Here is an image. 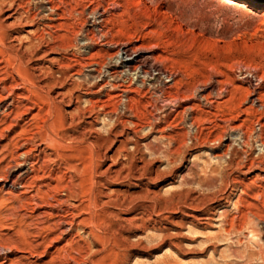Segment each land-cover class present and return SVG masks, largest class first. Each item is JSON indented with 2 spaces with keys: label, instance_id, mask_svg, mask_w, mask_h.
<instances>
[{
  "label": "rangeland",
  "instance_id": "374dc122",
  "mask_svg": "<svg viewBox=\"0 0 264 264\" xmlns=\"http://www.w3.org/2000/svg\"><path fill=\"white\" fill-rule=\"evenodd\" d=\"M121 44L174 81L112 83ZM244 75L264 84V0H0V178L23 186L0 182V264H264Z\"/></svg>",
  "mask_w": 264,
  "mask_h": 264
},
{
  "label": "bare ground",
  "instance_id": "6f19581e",
  "mask_svg": "<svg viewBox=\"0 0 264 264\" xmlns=\"http://www.w3.org/2000/svg\"><path fill=\"white\" fill-rule=\"evenodd\" d=\"M49 2V0H48ZM110 5V4H109ZM52 8V7H51ZM49 9L51 11V13L53 14L54 10L56 9ZM54 8V7H53ZM56 8V7H55ZM100 8V7H99ZM48 10V11H49ZM99 11V10H98ZM92 13V12H91ZM95 14V13H94ZM99 15V14H97ZM106 15H107V12L106 11H102L101 14L99 15V17L97 18L98 19V23L97 21H95L97 24H95L94 22L91 23L90 25V28H94V27H97L98 28V31L99 33H101V38L105 39L106 37L104 36V24L106 22ZM55 16V15H54ZM96 17V16H95ZM93 18V17H92ZM96 19V20H97ZM95 29V28H94ZM97 31V30H96ZM87 32V31H86ZM95 32V31H94ZM89 33V32H88ZM98 33V34H99ZM34 36V35H33ZM87 47V46H86ZM105 47V46H104ZM117 48V54H116V62L114 63V66H113V70H112V73L110 71V79H111V82L112 83H117L118 81H120V78H122L121 76H123V78H129L130 77V80L132 81V78L133 76L136 77V79H139L141 76L143 77V80H142V85H146L147 83L150 84V86L153 88L155 87L156 88V85L157 84H161L162 85V77H166V79H169L171 80L172 82L174 81L173 78H174V75L173 73H171L170 71L162 68V66H160V64H157L155 59L152 57V56H149L147 54V51L144 50V49H141V48H137V47H133L131 46L130 44H121V45H117L116 46ZM9 50V49H8ZM9 52H13V51H9ZM52 53V52H51ZM11 54V53H10ZM21 60V58H20ZM95 65V64H94ZM98 67V65H97ZM111 67V66H110ZM99 68V67H98ZM104 68V67H103ZM100 71V70H99ZM93 72H95L96 74L94 75H97L98 72L96 70H93ZM243 73V72H242ZM246 74V72H244ZM101 74V71L100 73ZM109 75V74H108ZM132 75V76H131ZM247 75V74H246ZM244 75L243 76V79H246L248 80V84H249V95H248V103L251 105L250 107V110L254 108L255 105H258L260 108H263V98H262V94H261V89L263 87V80L262 78L255 81L253 83L252 81V77L251 79L247 78V76ZM251 75V74H250ZM107 76V75H106ZM246 76V77H245ZM99 78V76H97ZM249 77V76H248ZM241 78H242V74H241ZM256 79V78H255ZM127 80V79H126ZM125 80V81H126ZM128 82V81H127ZM130 82V81H129ZM109 83V82H108ZM165 83V82H164ZM165 85L164 87L166 89H169V87L166 86V83L163 84ZM174 85V84H173ZM35 86V85H34ZM110 89H113V90H117L119 89L120 87L122 88L123 85H118V86H114V85H107ZM158 86V85H157ZM218 86V84H217ZM216 86V87H217ZM119 87V88H118ZM198 87V86H197ZM226 87V86H225ZM151 88V89H152ZM203 88L204 90H206L205 86L204 87H201ZM224 88V87H223ZM45 89V88H44ZM213 89V87L211 88ZM43 90V88H42ZM216 89H214L215 91ZM122 92H126L124 90H121ZM212 91V90H211ZM218 92V90H216ZM165 91L163 90V92L161 93L163 96L165 94V98H166V92L164 93ZM212 93V92H211ZM227 90L226 88L225 89H222L221 91H219V95H217L218 97H220V95H227ZM209 95V96H208ZM207 96H200V98L208 103V105L211 107L213 106L214 104V101L212 102V100L209 101V97H210V94H208ZM214 95H215V92H214ZM225 97V96H224ZM213 98V96H212ZM221 98V97H220ZM219 98V99H220ZM168 99V100H167ZM166 99V101H169V97ZM217 99V98H216ZM173 101V100H171ZM170 102V101H169ZM174 102V101H173ZM12 103V102H11ZM51 104V102H50ZM11 107V104L9 105ZM253 106V108H252ZM256 106V107H258ZM6 108V107H5ZM258 110V109H257ZM256 110V111H257ZM50 112V110H49ZM94 114V113H93ZM91 115V114H90ZM49 124V123H48ZM194 123H191L190 126H191V129H194L195 126L193 125ZM47 128V127H46ZM197 130V129H196ZM241 135V134H240ZM245 135V134H243ZM263 135V134H262ZM246 137V136H244ZM36 138V137H35ZM242 138V137H241ZM247 138V137H246ZM250 137H248L249 139ZM260 138V137H259ZM32 139V138H31ZM231 139V138H230ZM240 139L239 135H237L235 138L232 137V141L234 142H237L238 140ZM33 140V139H32ZM35 140V139H34ZM247 140V139H246ZM261 139H259L258 141H260ZM233 142V144H234ZM257 143V142H256ZM252 145V144H251ZM242 146V145H241ZM244 146V145H243ZM260 146L262 147V149L264 148V144L262 142H260ZM251 147V146H250ZM253 147V146H252ZM233 148V147H232ZM234 150V149H233ZM252 150V149H251ZM42 151V150H41ZM247 152V151H246ZM242 152L243 154V159H244V162L245 163H248L247 165L251 168H254L255 165H256V161L254 159H249L250 156V151L247 152ZM58 153V152H57ZM232 153V152H231ZM236 153V152H235ZM28 156V155H27ZM56 156V155H55ZM261 158L259 159H263L264 158V154H261V156H259ZM230 159V157H229ZM48 161V160H47ZM261 163V161H260ZM264 163V162H263ZM262 163V166L264 165ZM244 164V163H243ZM256 168V167H255ZM245 169V168H244ZM248 169V168H247ZM79 175V174H78ZM1 181H5L4 184L6 183V185L8 186L9 190H16L17 187L22 189L23 186H21V183L18 179H11L10 178H0V182ZM61 181V180H60ZM82 183V182H81ZM5 185V187H6ZM84 186V184H82ZM76 193V192H75ZM78 195V194H76ZM80 195V194H79ZM74 196V195H73ZM69 197V196H68ZM76 197V196H75ZM74 198V197H73ZM91 199V198H90ZM68 200V199H67ZM70 200V199H69ZM72 201V200H71ZM69 204V203H68ZM70 205V204H69ZM91 206V205H90ZM73 213V212H72ZM72 217V215H71ZM69 229V228H68ZM46 232V231H45ZM257 248V247H256ZM264 252H262L263 254ZM264 256V255H263ZM264 260V259H263Z\"/></svg>",
  "mask_w": 264,
  "mask_h": 264
}]
</instances>
